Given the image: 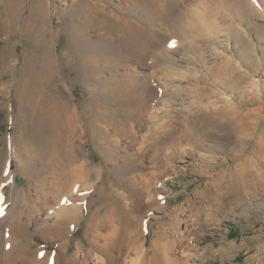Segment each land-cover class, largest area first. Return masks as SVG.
I'll list each match as a JSON object with an SVG mask.
<instances>
[{
	"label": "rangeland",
	"instance_id": "rangeland-1",
	"mask_svg": "<svg viewBox=\"0 0 264 264\" xmlns=\"http://www.w3.org/2000/svg\"><path fill=\"white\" fill-rule=\"evenodd\" d=\"M44 1L47 16L33 27L40 35L31 34L29 39H25L19 25L10 36L0 32V55L11 59L10 67L0 68V189H6V200L0 208L9 211L15 204L14 191L22 192L28 183L27 176L22 172L26 150L23 146L27 139L23 132H26V126L31 121H39L42 109L56 111L68 103L70 114L67 115L71 119L64 117L65 126H59L65 130L61 156L58 153L50 165H54L59 174L48 173L46 176L47 181L55 184L49 190L51 200L62 189L65 175L70 172L72 166L67 160L76 156L80 161L73 166L87 160L101 169L100 175L88 179L93 185L89 195L90 210L96 206L95 200L101 186L105 188V194L125 199L127 210H131L134 208L131 194L143 192V185L150 184L144 189L145 194H140L147 206L142 205L141 209L135 211V218L141 220L143 226L137 244L147 264L152 256V242L157 236L166 243L165 250L170 251L168 254L173 264H264V113H261L264 107V34L258 32L261 27L264 33V0H259L258 4L262 13L253 17L249 26H245L248 35L241 28L240 34L249 38L250 62L244 59L239 44L236 46V42H229L226 38H223V46L213 45L212 49L204 42L199 44L203 46L204 60L195 63L187 60L189 53L185 47H178L172 41L174 53L159 62L156 68H143L140 65L132 68L139 77L150 76L154 72L163 91L151 102L155 117L153 130L148 129L152 120L143 129H130L131 135L120 132L118 136L108 131V135L101 136L100 139H104L100 144L93 142L88 128L89 115L86 118V112L78 108L82 109V103L85 105L87 98L81 92L83 88L76 77L71 49L67 48V36L59 32L58 18L71 0ZM111 4L115 6L118 1H111ZM25 13L27 15L28 11ZM63 23L68 24L69 19L64 18ZM37 36L44 39L49 54L56 56L55 63L47 71L43 63L41 67L32 65V71L37 74V81L33 83L36 96L34 100L24 103L22 114L25 113V117L21 124V86L18 78L22 66L24 69V55L31 52L36 59L42 52ZM239 42L242 43V40ZM215 65L236 66L234 68L238 74H247L248 95L243 97L240 92L234 95L219 87L216 84L219 71L214 69ZM205 88L209 89L210 94L206 96L211 97V102L199 99L197 92ZM88 94L87 97H91V93ZM233 95L236 100H233ZM246 102H250L249 108L243 106ZM226 108H229L226 112L233 113L235 110L239 116L236 125L248 123L246 134L252 135H249L252 154L246 150L250 146L246 147L248 141L243 138L245 136L220 133L217 139L210 141L193 128V122ZM95 110L89 114L92 115ZM27 117L28 122L24 124ZM173 132L178 133L177 138L168 139ZM161 142L165 145L160 149V157H156L155 148ZM63 156L66 157L67 168L60 176L63 168L59 166L65 162ZM137 157L140 161L136 159V162L142 167L125 172L123 167H126L127 160ZM104 160L107 166L102 169ZM4 171L9 173L8 176L3 175ZM236 179L252 185V188L244 191V196L238 195ZM153 200L157 201L156 205L149 206ZM39 204L42 205L41 201ZM60 204L67 206L64 200L58 201L56 206ZM89 209L84 207L85 215H88ZM4 225H0L2 230L9 229L6 227L8 222ZM87 232V224L83 221L69 234V258L78 252V247L84 252L88 251ZM58 241L37 237L32 251L47 252L50 259L55 260L59 252ZM13 242L14 238L10 235L1 249L0 264H22L24 254L12 251ZM135 253L131 247L127 249L121 263L145 264L142 257ZM97 262L95 257L91 258V264Z\"/></svg>",
	"mask_w": 264,
	"mask_h": 264
},
{
	"label": "bare ground",
	"instance_id": "bare-ground-1",
	"mask_svg": "<svg viewBox=\"0 0 264 264\" xmlns=\"http://www.w3.org/2000/svg\"><path fill=\"white\" fill-rule=\"evenodd\" d=\"M111 1L115 0H71L58 18L59 32L67 36V48L71 49L69 53L76 77L81 82L83 88L81 92H84L87 98V103L85 105L82 103V109L79 106L78 108L86 112L84 113L86 118L89 115L88 128L95 143L100 144L104 139H100L101 136L108 135V131H113L116 135L120 132L131 135L130 129L134 131L137 128L143 129L146 123L152 120V125L148 129L153 130L155 117L152 115L151 102L163 91L154 72L150 76L139 77L132 68L135 65L156 68L159 62L168 58L170 53H174L172 41H175L178 47H185L189 53L187 60L194 63L204 60L203 46L199 44L204 42L212 49L213 45L223 46V38L232 43L236 42V46L239 44L246 62L252 59L247 42L249 38L240 33L243 28L248 35L245 26H249L251 19L262 13L261 6H258L259 0H116L118 4L115 6ZM46 16L44 0H0V32L6 36L12 35L18 25L22 28L25 39H29L31 34L40 35L41 33L34 31L33 27ZM64 18L69 19L68 24L63 23ZM261 29L258 28V32L264 34ZM36 40L41 42L42 52L36 59L31 52L29 54L24 52L26 54L24 69L22 66L18 78L21 86L19 91L22 106L19 119L21 124L22 118L25 117V113L22 114L24 103L30 99L34 100L36 96L33 83L37 81V74L32 71V65L41 67L43 63L44 70L47 71L55 63L56 56L49 54L44 39L37 36ZM8 66H11V59L0 55V68L5 69ZM234 67L236 66L215 65L214 69L219 71L216 84L227 92L234 95L240 92L245 97L249 93V76L238 74ZM88 93H91V97H87ZM197 94L201 101L211 102V97L206 96L210 94L208 88L199 89ZM234 95L232 98L236 100ZM243 106L246 108L251 104L246 102ZM95 108L94 113L90 115ZM225 110L229 108L220 110L219 113L205 115L204 118L193 122V128L210 141L217 139L220 133L231 134L234 137L245 136L243 138L247 139L244 140L248 141L246 147L250 146L246 150L250 153L252 151L250 134H246L248 123L236 125L239 116L235 110L233 113L230 112L231 114ZM261 113H264V107ZM67 114H70L68 103L61 105L56 111L42 109L39 121H31L26 126V132H23L24 137H27L24 140L27 146L25 144L23 146L26 150L22 172L27 176L28 183L22 192L14 191L15 204L9 211L5 212L0 208L2 213L5 212L0 219V225L9 223L6 226L9 229L2 230L0 227V252L7 244L6 239L12 235L14 238L12 251L24 254L22 264H91L92 257L98 260L96 264H122V257L130 247L137 256L142 257L137 242L143 226L141 220L135 218V211L145 205L144 197L140 194H145L144 189L150 184L143 185V192L131 194L134 203L131 210H127L128 204L125 199L105 194L103 192L105 188L101 186L95 200L96 206L90 210L89 195L93 185L88 179L100 175L101 169L87 160L73 166L80 161L79 157L74 156L67 160L72 167L65 175L62 189L56 192L54 199L51 200L49 197V190L55 184L47 181L46 176L48 173L56 176L59 174V170L50 165L54 163L58 153L61 156L65 130H61L59 126H65L64 117L71 119ZM27 119L28 117L24 119V124L28 122ZM108 124L115 128H109ZM177 136L178 133L173 132L168 139L175 140ZM162 142L156 145L154 152L156 157H160V149L165 145ZM235 144L238 145V142L235 141ZM249 153L247 154H252ZM62 158L65 162L59 166L63 168L60 176L67 168L66 157ZM136 159L137 162L140 161L138 157L127 160L126 167H123L126 169L125 172L142 167L137 164ZM106 164L107 161L104 160L102 169ZM234 182L237 184L239 196H244V191L252 188L245 180L236 179ZM5 191L4 187L0 189L3 201L6 200ZM62 200L66 201L67 206L61 204L56 206L57 202ZM40 201L42 205L39 204ZM156 202L153 200L149 206L156 205ZM2 204L0 203V207ZM85 206L89 209L88 215L84 213ZM83 221L88 228V251L84 252L78 247V252L69 258L68 236ZM37 237L59 240V252L55 260L50 259L47 252L32 251L33 242ZM165 247L166 243L161 242L157 236L152 242V256L148 264H173L174 261L168 254L170 251L167 252ZM142 260L147 264L143 257Z\"/></svg>",
	"mask_w": 264,
	"mask_h": 264
},
{
	"label": "snow or ice",
	"instance_id": "snow-or-ice-1",
	"mask_svg": "<svg viewBox=\"0 0 264 264\" xmlns=\"http://www.w3.org/2000/svg\"><path fill=\"white\" fill-rule=\"evenodd\" d=\"M8 174H9V173H8L7 171H4V172H3V175H4V176H8ZM3 199H4V198H3V195L0 194V203H3ZM2 216H3V213H2V211H0V218H2Z\"/></svg>",
	"mask_w": 264,
	"mask_h": 264
}]
</instances>
